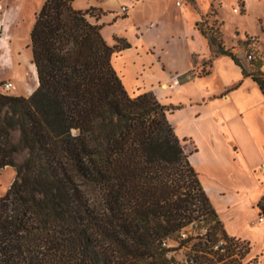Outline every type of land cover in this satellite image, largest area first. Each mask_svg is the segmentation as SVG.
I'll list each match as a JSON object with an SVG mask.
<instances>
[{
  "label": "trees",
  "instance_id": "1",
  "mask_svg": "<svg viewBox=\"0 0 264 264\" xmlns=\"http://www.w3.org/2000/svg\"><path fill=\"white\" fill-rule=\"evenodd\" d=\"M73 2L45 0L35 18L34 92H0V171L15 172L0 197V264H168L162 239L200 217L221 228L167 119L180 107L128 94L112 57L129 45L108 46L97 9ZM201 33L264 96L259 67L247 72L211 29Z\"/></svg>",
  "mask_w": 264,
  "mask_h": 264
},
{
  "label": "crops",
  "instance_id": "2",
  "mask_svg": "<svg viewBox=\"0 0 264 264\" xmlns=\"http://www.w3.org/2000/svg\"><path fill=\"white\" fill-rule=\"evenodd\" d=\"M261 3L96 0L83 10L102 11L100 19L92 22L102 27L108 46H117V40L129 45L112 57L127 93H153L161 104L180 107L167 118L176 136L188 139L196 149L189 160L223 235L248 244L245 262L249 264H264V220L258 222L264 214V177L259 173L264 163V96L229 56L210 47L201 23L218 22L223 41L224 11L246 20L251 5ZM238 5L243 14L233 12ZM122 7L127 9L125 17L120 13ZM258 21H264V6L261 14L253 15V33L239 31L234 24L229 44L223 41L246 71L249 63L240 44L245 35L262 34ZM33 92L14 96L27 98ZM6 192H0V197Z\"/></svg>",
  "mask_w": 264,
  "mask_h": 264
},
{
  "label": "rangeland",
  "instance_id": "3",
  "mask_svg": "<svg viewBox=\"0 0 264 264\" xmlns=\"http://www.w3.org/2000/svg\"><path fill=\"white\" fill-rule=\"evenodd\" d=\"M45 0H0V87L4 83H11L13 88L8 92H0L6 95L21 94L22 92L31 93L34 89V81L30 75L28 68L32 64L31 48H30V31L35 22V18L41 9ZM96 2V0H74L72 6L76 10H84L89 4ZM264 0L261 4L255 6L251 5L249 18L240 19L235 16H231L229 11H224V17L226 20L222 27L223 30V41L225 44H229L230 38L233 35V26L236 24L239 27V31L245 30L246 32L253 33L255 31V25L253 23V15L261 14L263 11ZM239 8V14H243L240 5L235 7ZM86 11V10H85ZM92 15L100 14L102 16V11H93ZM121 13V11H120ZM125 17L126 15H122ZM227 16H230L228 20ZM258 25L262 31L259 36H248L245 35L243 42L240 46L246 55L249 52L253 54V60L248 62L247 72H252L259 67L260 71L264 73V21H258ZM208 24V25H207ZM201 29H211L214 35L222 40L220 25L218 22H210L207 20L201 23ZM109 33L108 31L106 34ZM255 37V42H251L249 39ZM13 38L20 39L21 45L15 47ZM10 44L11 53L9 55H3V44ZM118 45H123V41L118 42ZM26 61V62H25ZM136 96V95H131ZM156 97V96H155ZM158 100V99H157ZM164 105V104H162ZM169 109L174 106H167ZM175 111V110H174ZM174 111L170 110L168 114H172ZM167 114V117H168ZM168 119V118H167ZM169 121V120H168ZM170 123V122H169ZM171 124V123H170ZM179 139V138H178ZM184 146L186 152H194L196 150L192 145L191 141L188 139H179ZM18 141V133L12 134V142L16 144ZM196 147V144H194ZM25 157L24 153L18 154L16 156L17 163H21ZM15 178V172L13 169L0 171V192L8 190ZM3 185V186H2ZM206 224L194 225V230L199 231L201 228L206 227ZM222 231L220 229H214ZM255 264V263H251Z\"/></svg>",
  "mask_w": 264,
  "mask_h": 264
},
{
  "label": "built area",
  "instance_id": "4",
  "mask_svg": "<svg viewBox=\"0 0 264 264\" xmlns=\"http://www.w3.org/2000/svg\"><path fill=\"white\" fill-rule=\"evenodd\" d=\"M177 5H180V2ZM233 12L239 13V8ZM121 13L126 15L127 9L122 7ZM249 40L255 42V37ZM245 59L248 62L252 61V52L247 53ZM12 88L11 83H4L0 87L3 92H8ZM259 173L264 177V163L260 165ZM263 220L264 214L260 215L258 222ZM196 223L203 224V217L160 241L161 249L166 250L168 264H249L245 262L249 249L245 241L227 237L222 231L214 230L209 225L199 231L194 230Z\"/></svg>",
  "mask_w": 264,
  "mask_h": 264
},
{
  "label": "bare ground",
  "instance_id": "5",
  "mask_svg": "<svg viewBox=\"0 0 264 264\" xmlns=\"http://www.w3.org/2000/svg\"><path fill=\"white\" fill-rule=\"evenodd\" d=\"M13 42H14V45H15V47H19L21 44V40L20 39H14L13 38ZM2 49H3V55L4 56H6V55H9L10 53H11V48H10V44H3L2 45ZM1 61L2 60H0V66L2 65L1 64ZM26 62V61H25ZM28 71H29V73H30V75L32 76V78H33V81H34V84H35V86H34V88H37V86H38V80H37V75H36V69H35V66L33 65V64H30V66H29V68H28Z\"/></svg>",
  "mask_w": 264,
  "mask_h": 264
}]
</instances>
